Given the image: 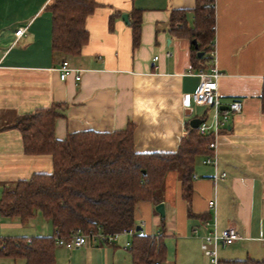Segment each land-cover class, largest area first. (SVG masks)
Returning <instances> with one entry per match:
<instances>
[{
	"label": "crops",
	"instance_id": "crops-1",
	"mask_svg": "<svg viewBox=\"0 0 264 264\" xmlns=\"http://www.w3.org/2000/svg\"><path fill=\"white\" fill-rule=\"evenodd\" d=\"M51 1L0 0V191L5 184L53 170L51 155L24 152L21 133L12 126L20 115L59 103V139L81 130H124L132 122L137 152H173L193 118L213 121L214 106L186 103L202 72L218 69L221 106L243 105L221 120L217 133L211 128L203 134L216 141L217 163L204 162L214 153L208 145L209 153L196 157L190 202L182 195L180 176L171 175L161 201L164 216L156 210L159 203L140 200L134 228L143 230L72 250L56 243V264H134L131 249L139 232L151 238L155 256L163 243L165 257L157 264H208L202 241L214 223L218 231L235 226L242 236L219 244L220 261L263 260L264 0H215V53L209 52L206 61L192 60L193 41L173 31L181 19L177 11H185V22L193 28L197 0H95L86 19L88 41L79 54L54 53ZM139 19L136 44L132 23ZM20 27L25 31L17 36ZM65 60L72 71L62 79ZM200 107H206L203 116L197 114ZM211 200L216 207H210ZM34 219L41 226L29 229ZM54 233L40 212L26 222L0 215V237ZM0 264H26V259L0 256Z\"/></svg>",
	"mask_w": 264,
	"mask_h": 264
},
{
	"label": "trees",
	"instance_id": "trees-1",
	"mask_svg": "<svg viewBox=\"0 0 264 264\" xmlns=\"http://www.w3.org/2000/svg\"><path fill=\"white\" fill-rule=\"evenodd\" d=\"M97 6L95 0H52V49L54 53L79 54L88 41L87 17ZM215 0H197L194 26L181 16L176 35L197 40L192 43V60L206 61L214 50ZM134 42L139 41V21L133 22ZM203 52L200 57L199 53ZM264 112V84L262 92ZM62 105L37 109L18 116L13 127L22 136L26 154L52 156L50 173H33L27 179L5 184L0 191V215L22 222L39 211L48 218L55 233L51 236L0 237V256L22 257L26 264H56V237H70L76 229L84 233L102 228L116 232L135 226V208L140 200L155 204L163 199L167 174L180 173L182 195L190 202L195 160L209 153L211 135L187 124V134L173 152H137L135 125L112 132L81 130L63 139L55 135V121L63 116ZM151 238L139 232L132 245L134 264H157L164 259V246L155 256ZM219 264H264L263 260H226Z\"/></svg>",
	"mask_w": 264,
	"mask_h": 264
},
{
	"label": "built area",
	"instance_id": "built-area-1",
	"mask_svg": "<svg viewBox=\"0 0 264 264\" xmlns=\"http://www.w3.org/2000/svg\"><path fill=\"white\" fill-rule=\"evenodd\" d=\"M215 27L213 26V29ZM25 29L20 27L16 31L17 36H21L24 34ZM215 51L211 52V55L214 56ZM170 52H167V55H170ZM159 56H156L155 59H158ZM72 71L70 67L69 61L65 60L62 63L60 68V75L62 79H66L68 74ZM219 71L216 67H213L209 72H202L200 74V81L196 89L186 97V103L192 101L196 105L199 106H214L215 112L213 116V121L211 124L207 122V120H202L198 126L199 132L201 134H206L209 129H214L217 133L219 130V124L221 120H227L230 116L231 112H239L242 110V102L235 101L232 102L227 110H223L221 106V102L218 100V77ZM81 78L80 73L76 75V79L79 80ZM216 141H211L208 144V148L214 149L213 155L207 156L204 162L207 163H217V151H216ZM226 173H222L224 176ZM211 208L216 207V201L211 200L209 202ZM206 225H209L210 222L206 221ZM215 227L210 230L206 235L203 236L202 241V249L204 253L210 258L211 264H219L220 260L218 258V246L220 243L231 244L238 239L242 238L239 230L235 226H228L221 231H218L216 223H214ZM136 229L134 227L124 228L120 231L116 232H106L102 228H99L97 231H89L84 233L80 229H76L72 232L70 237H56V243L58 245L65 246L66 248L72 250L84 245H87L90 241H96L98 239L105 240L107 242H112L116 240L121 234H134Z\"/></svg>",
	"mask_w": 264,
	"mask_h": 264
},
{
	"label": "rangeland",
	"instance_id": "rangeland-1",
	"mask_svg": "<svg viewBox=\"0 0 264 264\" xmlns=\"http://www.w3.org/2000/svg\"><path fill=\"white\" fill-rule=\"evenodd\" d=\"M205 112H206V107H200V108L198 109V111H197V114H198L199 116H203ZM194 113H195V111H194ZM208 114H209V116H210L209 119H211L212 111H209ZM171 175H177V176L180 175L179 170H177L176 168L170 170V172L168 173L167 178H166V180H165V185H164V186H166V185L169 183V181H171V180H170V179H172V178H170ZM172 180H173V179H172ZM38 212H39V211H37V213H38ZM39 215H40V214H39ZM38 217H40V219H43L42 216H38ZM42 221H43V220H42ZM27 225H28V228L30 229V227H31L32 225L37 226V227H40V226H41V223L38 224V223H37V220L34 219V220H31V222H30L29 224H27ZM123 235H124V234H123ZM208 259H210V258H208ZM208 259H207V261H208ZM207 263H208V264H211L210 261H208Z\"/></svg>",
	"mask_w": 264,
	"mask_h": 264
},
{
	"label": "water",
	"instance_id": "water-1",
	"mask_svg": "<svg viewBox=\"0 0 264 264\" xmlns=\"http://www.w3.org/2000/svg\"><path fill=\"white\" fill-rule=\"evenodd\" d=\"M123 17L126 19V18H127V14H125ZM193 43L198 47V44H197V40H196V39L193 40ZM200 55H203V53H200ZM228 107H229V106H227V105L222 106L223 109H228ZM201 121H202V119L195 117V118H193V119L190 121V124H191L192 127H198L199 124L201 123ZM156 210H157L161 215L164 216V215H165V207H164V203L161 202V203L157 204V206H156ZM136 230H137V231H141V230H143V227H142L141 225H137V226H136Z\"/></svg>",
	"mask_w": 264,
	"mask_h": 264
}]
</instances>
